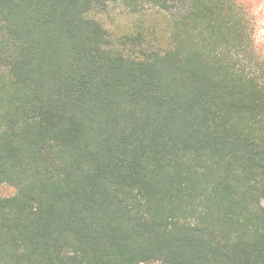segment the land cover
<instances>
[{
    "label": "trees",
    "instance_id": "obj_1",
    "mask_svg": "<svg viewBox=\"0 0 264 264\" xmlns=\"http://www.w3.org/2000/svg\"><path fill=\"white\" fill-rule=\"evenodd\" d=\"M2 184L0 264H264V0H0Z\"/></svg>",
    "mask_w": 264,
    "mask_h": 264
},
{
    "label": "rangeland",
    "instance_id": "obj_2",
    "mask_svg": "<svg viewBox=\"0 0 264 264\" xmlns=\"http://www.w3.org/2000/svg\"><path fill=\"white\" fill-rule=\"evenodd\" d=\"M179 6L180 4L176 3L175 8L168 13L159 10L151 2L134 6L123 1H112L105 6L94 7L87 15L104 26L115 47H122L123 41L126 42L130 36L142 32L146 38L144 46L150 48L158 42L167 43L165 28L168 26V20L178 13ZM14 191L9 185H0V196L11 195Z\"/></svg>",
    "mask_w": 264,
    "mask_h": 264
}]
</instances>
